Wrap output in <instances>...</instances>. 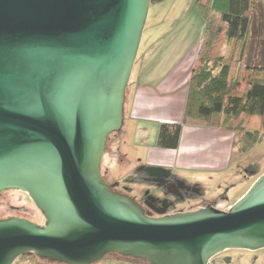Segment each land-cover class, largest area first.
<instances>
[{
	"label": "water",
	"instance_id": "obj_1",
	"mask_svg": "<svg viewBox=\"0 0 264 264\" xmlns=\"http://www.w3.org/2000/svg\"><path fill=\"white\" fill-rule=\"evenodd\" d=\"M150 4L0 0V192L26 193L44 218L0 219V264L29 253L93 264L111 252L213 264L225 250L264 248V173L228 210L159 216L101 173Z\"/></svg>",
	"mask_w": 264,
	"mask_h": 264
},
{
	"label": "rangeland",
	"instance_id": "obj_2",
	"mask_svg": "<svg viewBox=\"0 0 264 264\" xmlns=\"http://www.w3.org/2000/svg\"><path fill=\"white\" fill-rule=\"evenodd\" d=\"M251 14L252 23L244 42L240 39L220 38L215 47L219 54L227 58L230 57L234 62L230 71L232 75L237 76L239 79V85L233 91L235 95L243 94L249 78L259 77L264 80V0H254ZM204 23V17L193 0H162L151 3L132 68L133 74L130 78V84L133 85L137 81L136 72L139 68H142L146 74L143 78L155 86L164 72L171 68L175 62L194 56V65H196ZM248 118L242 115L237 119L222 115L218 117L219 121L224 120L225 125L230 126V128L226 126L216 127L229 129L234 134V149L231 157H229L230 161L225 164L226 168L223 171L212 173L203 168L190 170L186 168H169L173 173L181 175L187 184L198 185L201 189L197 196L178 203L175 205L176 208H195L200 204L216 201L219 209L228 210L240 199L250 185L264 173V112L262 115L251 116L247 129L244 127L243 129H231L235 125L239 126V121L244 123ZM143 125V133L138 137L142 138V141L149 142L151 139L155 141L158 124L146 121ZM244 129L258 132L259 137L248 149L241 152L238 149L242 144L240 139L245 131ZM120 131L121 129L108 136L101 160V173L109 184L117 183L120 188L125 183V185L128 184V186L133 187V192L138 198L140 192L149 186L143 183L132 185L125 180L129 174H133L135 168L129 171L121 166L122 156L116 150V139L119 138ZM126 151L130 152L128 153L129 158L130 160L134 159V161H137L140 156L144 159L148 153V150ZM156 152H160L158 158L160 162L177 159V152L174 150H159ZM155 157L157 158V154ZM222 195H225L226 199H222ZM10 216L25 217L40 225L44 222L43 215L32 200L26 193L19 190L0 192V219ZM152 216H156V214L153 213ZM223 254L230 257L229 264H264V248L254 252L243 249H230ZM13 264L57 263L38 258L33 254H24L17 257ZM93 264L151 263L141 258L111 252Z\"/></svg>",
	"mask_w": 264,
	"mask_h": 264
},
{
	"label": "trees",
	"instance_id": "obj_3",
	"mask_svg": "<svg viewBox=\"0 0 264 264\" xmlns=\"http://www.w3.org/2000/svg\"><path fill=\"white\" fill-rule=\"evenodd\" d=\"M159 1L162 0H151V3ZM193 2L205 20L196 57L197 64L189 75L182 123L158 125L154 145L160 148L177 147L183 123L205 127L226 126L224 120H218L219 115L236 119L242 115L249 117L247 121H239V126H231V129H247L251 116L262 115L264 112V80L259 77L249 78L243 94L235 95L233 91L238 87L239 79L230 71L234 62L215 50L220 38L245 41L252 23L251 7L254 0ZM226 127L230 128L228 125ZM246 129L240 139L242 144L238 150L241 152L259 137L258 132Z\"/></svg>",
	"mask_w": 264,
	"mask_h": 264
},
{
	"label": "crops",
	"instance_id": "obj_4",
	"mask_svg": "<svg viewBox=\"0 0 264 264\" xmlns=\"http://www.w3.org/2000/svg\"><path fill=\"white\" fill-rule=\"evenodd\" d=\"M194 60L193 56L175 62L164 72L155 86L143 78L146 74L142 68L136 72L138 79L133 85L130 84L131 79H129L125 91L123 124L119 138L116 139V150L122 156L121 166L125 170L131 171L135 168V171L143 168L144 170L170 172L187 184L181 175L173 173L169 168L189 170L203 168L212 173L221 172L226 168L225 164L230 161L229 157L234 149V134L229 129L183 123L176 148H160L154 145L153 139L148 142L138 137L143 133V123L146 121L158 125L160 123H182L189 71L194 65ZM132 74L133 72L131 76ZM126 150H148V153L144 159L140 156L137 162L134 159L130 160L128 154L130 152ZM159 150H174L177 152V159L160 162L158 161L160 152H156Z\"/></svg>",
	"mask_w": 264,
	"mask_h": 264
},
{
	"label": "flooded vegetation",
	"instance_id": "obj_5",
	"mask_svg": "<svg viewBox=\"0 0 264 264\" xmlns=\"http://www.w3.org/2000/svg\"><path fill=\"white\" fill-rule=\"evenodd\" d=\"M157 172L158 171L155 170H144L143 168H139L135 170L133 174H129L128 177L125 179L128 183L132 185L136 183H143L149 186L147 188H144L140 192L138 198L137 195L133 192V187L128 186V184L125 185L124 183L123 186L120 188L117 184L112 183L111 185L113 186V189L115 191L124 192L133 197L143 207L145 214L148 216H152L153 213H155L156 216H159L163 214L192 211L206 206H213L219 209L217 207L218 202L216 201L203 203L195 208H176L175 205H177L178 203L184 202L190 197L197 196L201 191L200 187L185 184L184 182L176 178L174 175H172L170 172ZM227 190L228 189L226 188V191ZM223 198L226 199V196L222 195V199ZM225 251L215 255L213 258L210 259L209 262L213 264H229L230 257L226 254H223ZM248 251L254 252L256 250Z\"/></svg>",
	"mask_w": 264,
	"mask_h": 264
},
{
	"label": "built area",
	"instance_id": "obj_6",
	"mask_svg": "<svg viewBox=\"0 0 264 264\" xmlns=\"http://www.w3.org/2000/svg\"><path fill=\"white\" fill-rule=\"evenodd\" d=\"M13 264V263H12Z\"/></svg>",
	"mask_w": 264,
	"mask_h": 264
}]
</instances>
